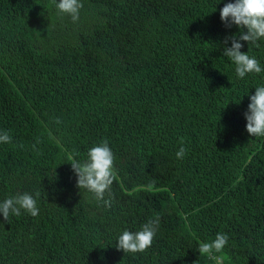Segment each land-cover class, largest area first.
Here are the masks:
<instances>
[{"label": "trees", "instance_id": "trees-1", "mask_svg": "<svg viewBox=\"0 0 264 264\" xmlns=\"http://www.w3.org/2000/svg\"><path fill=\"white\" fill-rule=\"evenodd\" d=\"M219 2L81 0L74 22L53 0H0V130L13 138L0 200L29 192L39 208L0 214V264H217L197 248L221 232V264H264V137L244 116L264 71L239 78L223 56L239 29ZM241 50L264 68V40ZM104 141L109 206L70 163ZM156 218L147 250L115 246Z\"/></svg>", "mask_w": 264, "mask_h": 264}, {"label": "clouds", "instance_id": "clouds-1", "mask_svg": "<svg viewBox=\"0 0 264 264\" xmlns=\"http://www.w3.org/2000/svg\"><path fill=\"white\" fill-rule=\"evenodd\" d=\"M55 8L60 14H67L72 21L80 18L81 0H53ZM223 2L220 0L219 3ZM220 18L226 27L235 25L239 31L226 36L221 42L223 56L235 63V72L239 78H244L249 73L264 71L261 62L248 50L242 51L244 42L258 44L264 40V0H228L220 9ZM249 93V92H248ZM246 130L255 137H264V84L255 87L254 94L249 95V104L244 113ZM12 136L7 131L0 130V144L8 143ZM177 158L185 156V148L181 147L176 153ZM115 156L107 141L94 144L87 152V159L81 162L75 156L71 160V166L77 176L78 187L87 189L95 194L97 200L105 206L110 205L109 200L104 199L106 190H110L116 179ZM24 210L32 216L39 213L37 200L29 192L17 193L0 200V214L4 220L10 215H20ZM159 218L150 219L136 231L124 229L116 239V247L124 253H136L147 250L153 243V239L159 230ZM227 233H217L215 240L198 245L200 254H208L217 264H221L222 258L214 255L222 250L228 243Z\"/></svg>", "mask_w": 264, "mask_h": 264}]
</instances>
